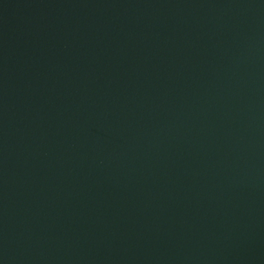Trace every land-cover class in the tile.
Returning a JSON list of instances; mask_svg holds the SVG:
<instances>
[{"label":"water","instance_id":"water-1","mask_svg":"<svg viewBox=\"0 0 264 264\" xmlns=\"http://www.w3.org/2000/svg\"><path fill=\"white\" fill-rule=\"evenodd\" d=\"M0 264H264V0H0Z\"/></svg>","mask_w":264,"mask_h":264}]
</instances>
